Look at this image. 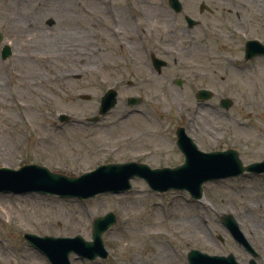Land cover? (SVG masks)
<instances>
[{"label":"rangeland","instance_id":"374dc122","mask_svg":"<svg viewBox=\"0 0 264 264\" xmlns=\"http://www.w3.org/2000/svg\"><path fill=\"white\" fill-rule=\"evenodd\" d=\"M203 1L218 3L183 0L197 11ZM167 2L0 0V50L7 42L13 48L6 60L0 54V166L38 163L68 175L109 162L176 166L184 161L176 146L179 125L206 151L233 147L245 163L264 159V56L243 60L247 39L234 27L244 26L216 16L203 24L212 37L199 32L195 38L194 30L187 32L183 21L169 15ZM242 20L232 18L248 24ZM246 34L264 42L257 25ZM151 53L168 61L161 72ZM208 55L234 56V63L209 71L198 64ZM109 87L118 91L117 105L98 122L86 121L98 113ZM201 87L215 96L198 100ZM130 96L141 103L128 105ZM225 96L234 100L228 110L220 105ZM61 113L72 120L62 122ZM131 183L129 191L88 199L0 192V239L10 250L2 263L51 264L25 240L26 232L91 240L94 218L108 212L117 216L103 235L108 257L90 261L71 253L72 264H189L193 248L240 260L242 251L221 222L226 213L264 236L263 200L247 193L249 179L207 182L201 200L182 190L155 192L142 178Z\"/></svg>","mask_w":264,"mask_h":264},{"label":"water","instance_id":"95a60500","mask_svg":"<svg viewBox=\"0 0 264 264\" xmlns=\"http://www.w3.org/2000/svg\"><path fill=\"white\" fill-rule=\"evenodd\" d=\"M179 4L178 0H170ZM52 22V21H51ZM10 54V47L6 46L3 58ZM257 54H264V45L258 41H249L246 46V58ZM158 70L166 64L165 61L153 57ZM210 93L202 90L199 98H208ZM88 98V97H86ZM140 100L130 98V104ZM117 102L116 91L110 90L104 97L100 107V114H105ZM223 105L229 107L231 101L224 100ZM63 120L68 116L63 115ZM98 116L91 118L97 120ZM178 146L186 156L185 163L177 167H163L152 169L149 165L137 162L102 164L96 169L79 176H68L53 172L45 166L28 164L19 169L0 167V191L41 192L59 196H78L88 198L106 192H123L131 188L130 180L134 177L144 178L155 191L166 192L171 189L188 190L192 197L201 198L203 184L220 178L237 176L244 171H264V160L244 166L240 154L235 149L226 151L203 152L198 149L192 139L186 135L184 128L177 129ZM236 237L239 228L231 215L224 216ZM116 223V216L108 213L95 219L93 226V241H86L82 236L75 237H38L26 234L25 237L34 247L42 251L52 264H71L69 256L72 252L83 258L95 259L105 257L102 235ZM190 264H238L233 254L229 256H210L199 250H191L188 255ZM254 264V262H253Z\"/></svg>","mask_w":264,"mask_h":264},{"label":"flooded vegetation","instance_id":"af4514ba","mask_svg":"<svg viewBox=\"0 0 264 264\" xmlns=\"http://www.w3.org/2000/svg\"><path fill=\"white\" fill-rule=\"evenodd\" d=\"M218 3H213V7H211L209 4L205 3L204 1L199 4L198 11L195 8L191 9L188 7V5L181 0V6L182 9L180 11H177L173 5L170 3H166L164 6L167 7L171 11L169 13L170 16L173 18L178 17L176 20L183 21L187 27H185L187 32H190L189 30H194L193 34L195 38L199 36V32L202 33L203 37L208 39L211 38L212 35L210 26L203 27V24L205 23V18H209L212 16H216L220 20L227 21L228 24L232 25L233 27L235 25H241L243 29H240L238 27H234V31L239 32H247L250 30L251 25H257L258 30H262L264 32V2L262 3L261 0H214ZM240 10H243L245 13L241 14ZM217 12V13H216ZM219 15V16H218ZM205 16V17H204ZM231 17V18H230ZM237 18L238 20L241 18L243 19L242 22L248 23L247 25H242L239 22L232 21V18ZM190 22L192 24H190ZM234 22V23H233ZM252 22V23H250ZM148 28L144 27V31H148ZM151 35L152 32H151ZM220 36L222 39L229 38L230 35H217ZM160 40V39H158ZM159 46L158 48H161V41L157 43ZM164 47V44L162 45ZM162 51V48H161ZM245 52L243 53L242 59L245 61L244 58ZM234 56L229 57H218L213 55H208V57H204L203 59H199V65L208 66L209 71H216L219 70L218 67H221L223 63L232 64L234 63ZM225 59V60H224ZM167 66V65H166ZM241 178H244L246 180L249 179L251 184L249 187L251 189L247 192L248 194H258L257 200L262 199L261 201V207L264 206V173L254 174V173H244L241 176ZM244 187V188H249ZM262 225L264 227V218L262 221ZM244 227V226H242ZM244 233V239L249 243L246 244L244 241L237 242L238 247L242 251V258L240 259V262L242 264H250L252 257H254L257 264H264V236H261L260 233L257 231L256 227L254 230H247L246 227L241 228Z\"/></svg>","mask_w":264,"mask_h":264},{"label":"bare ground","instance_id":"6f19581e","mask_svg":"<svg viewBox=\"0 0 264 264\" xmlns=\"http://www.w3.org/2000/svg\"><path fill=\"white\" fill-rule=\"evenodd\" d=\"M6 165H8V164H6ZM4 199H5V197H0V201H5ZM4 216H5L4 211L1 210L0 211V219H2ZM152 223L154 225L156 224L155 222H151V224ZM149 227H152V226H149ZM15 228H19V226H15ZM9 254H10L9 248H7L6 245L4 244V241H2L0 239V258H1V256L2 257H7ZM0 264H3L1 259H0Z\"/></svg>","mask_w":264,"mask_h":264}]
</instances>
